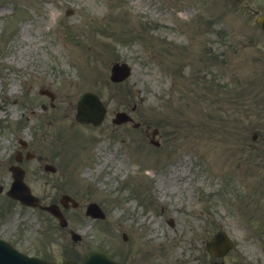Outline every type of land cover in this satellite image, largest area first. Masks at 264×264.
I'll return each mask as SVG.
<instances>
[{
    "label": "rangeland",
    "instance_id": "1",
    "mask_svg": "<svg viewBox=\"0 0 264 264\" xmlns=\"http://www.w3.org/2000/svg\"><path fill=\"white\" fill-rule=\"evenodd\" d=\"M4 1L7 7L2 17L9 22L3 23L6 28L0 33L2 55H7L3 60L0 57V84L15 86L17 95L9 93L4 84L0 102L8 114L11 110L21 113L19 117L27 114L21 121L8 120L9 124L3 119L0 123L11 131L27 126L33 137L31 150L47 155V162L56 166L55 172L45 176L27 171L33 192L44 202L47 192H75L81 207L67 209L68 223L92 233L75 244L67 228L56 223L47 227L51 215L35 210L29 215L38 216L43 225L35 242L48 243L42 250L56 258L65 256L64 251L84 254L102 238L117 242L113 250L120 256L129 251L124 255L127 261L133 256L131 263L147 264L143 259L134 260L147 246L142 239L155 230L173 228L167 240L156 235L164 242L152 247L158 249V255L163 253L159 259L156 256V262L199 264V260L180 259L182 249L194 243L190 235L206 236L222 227L237 239L227 261L239 260L242 239L264 228L259 219L264 217V32L255 23L264 0H158L157 8L148 4L150 0ZM19 2L33 16L23 24H16L19 19L13 20L11 12L7 13L10 5ZM155 17L160 19L158 25L143 22ZM22 31L30 40L21 39ZM54 33L57 40L51 38ZM63 48L70 52L76 73L64 64L61 55H67ZM116 58H125L132 66L130 78L117 84L108 80L109 64ZM42 69L46 75L39 78ZM59 71L61 76L53 80ZM40 86L54 92L53 105L47 95L38 92ZM85 90L100 94L107 104L100 125L74 119L76 101ZM42 103L47 107L41 108ZM118 109L133 121L113 123ZM156 127L158 145L150 136ZM51 133L57 137L65 133L74 141L68 151V141L63 140L60 148L68 152L62 160L58 156L59 162L49 155L56 152L57 137L51 139ZM1 134L0 154H4ZM107 156L110 159L105 162ZM81 163L85 165L83 178L76 176ZM6 166H1L0 180ZM99 166L108 172L100 175ZM125 170L132 178L120 185L117 176ZM234 172L243 176L244 190L239 196L232 193L238 185L232 178ZM203 174L211 181L209 188L199 183ZM198 187H202L200 194ZM92 201L100 203L108 215L98 224L84 213ZM0 203L4 202L0 199ZM148 209L154 212V219L139 213ZM127 211L139 216L124 217ZM181 229L186 230L185 241L175 240ZM172 243L179 245L177 251L167 246ZM201 264H210V257Z\"/></svg>",
    "mask_w": 264,
    "mask_h": 264
},
{
    "label": "water",
    "instance_id": "2",
    "mask_svg": "<svg viewBox=\"0 0 264 264\" xmlns=\"http://www.w3.org/2000/svg\"><path fill=\"white\" fill-rule=\"evenodd\" d=\"M258 22L264 28V15H261L258 18ZM79 106H80L79 110L82 113H84L83 115H78V117L81 120L99 119L102 115V112L104 111V108L102 107L101 103L99 102V100L94 95L84 94V96L82 97V99L80 101ZM18 191L19 192L17 194H14L15 197H18L22 201H25V202H31L32 201L33 198L29 194H27V191L25 189L21 191V188L19 187ZM49 209L53 213H55L56 215L60 216L59 215L60 213L57 211L56 208L49 207ZM218 239H216L214 237L212 241L216 242ZM23 262H25V261H23ZM22 264H25V263H22Z\"/></svg>",
    "mask_w": 264,
    "mask_h": 264
},
{
    "label": "flooded vegetation",
    "instance_id": "3",
    "mask_svg": "<svg viewBox=\"0 0 264 264\" xmlns=\"http://www.w3.org/2000/svg\"><path fill=\"white\" fill-rule=\"evenodd\" d=\"M2 230V228L0 229V231ZM260 259V258H259Z\"/></svg>",
    "mask_w": 264,
    "mask_h": 264
}]
</instances>
